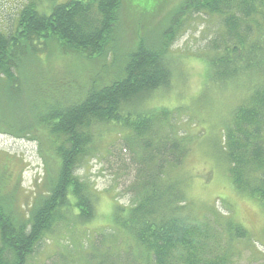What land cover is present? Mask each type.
<instances>
[{"label":"trees","instance_id":"1","mask_svg":"<svg viewBox=\"0 0 264 264\" xmlns=\"http://www.w3.org/2000/svg\"><path fill=\"white\" fill-rule=\"evenodd\" d=\"M122 6L123 0H66L46 13L31 0L11 30L0 29V105L5 86L22 102L23 87L9 85L23 83L26 61L47 63L44 54L53 45L81 63L111 57L106 77L96 73L87 79V70H79L83 81L63 85L73 93L62 103L37 106L35 124L17 131L0 115V126L11 133L42 128L46 135L41 143L59 161L47 192L28 210L0 181V264H30L47 236L87 239L81 226L95 219L99 192L78 169L94 155L97 128L112 123L124 130V145L134 154L129 203L114 202L111 224L92 236L81 264H238L239 243H252L248 228L223 215L214 202L208 206L212 216L198 207L191 194L193 180L185 171L195 138L181 133L174 108L145 106L154 92L172 85L176 62L171 48L186 17L215 19L216 33L206 38L199 54L206 65L204 83L238 91L213 142L216 161L225 166L234 190L264 210V0H186L158 35L138 31L127 47L121 41ZM205 86L198 102L207 93ZM209 171L211 181L221 178ZM219 195L224 205L225 196ZM59 227L69 235L55 233ZM59 261L75 264L64 253Z\"/></svg>","mask_w":264,"mask_h":264},{"label":"rangeland","instance_id":"2","mask_svg":"<svg viewBox=\"0 0 264 264\" xmlns=\"http://www.w3.org/2000/svg\"><path fill=\"white\" fill-rule=\"evenodd\" d=\"M30 1L0 0V29L11 30L21 8ZM34 1L40 10L50 13L52 6L66 0ZM184 1L186 0H123L121 22L124 36L121 41L125 42L127 47L138 31L144 35L152 32L158 35L169 25L170 18ZM216 30L215 19L198 14L186 17L171 48L176 62V76L172 85L169 89L154 92L149 98V105L146 104L145 107L153 105L174 108L173 115H176L175 121L181 133L195 138L185 164L189 171H185L188 178L193 180L191 189L198 207H203V211L212 216L208 206L214 202L223 215H230L245 225L251 233L252 243H239L238 264H260L264 260L261 255V252L264 254V210L258 202L243 197L234 190L228 175H225V166L216 161L218 152L213 142L221 133V126L238 97V91L235 89L219 90L211 83L207 86L204 83L206 65L197 56L205 47L206 38L213 37ZM44 55L49 57L47 63H43L41 59H36L37 62L32 59L26 61L23 83L9 85L12 88L23 87L21 103L19 96L16 98L7 86L3 88L5 100L0 105V115L4 121L10 122L14 130L21 131V127L27 123L35 124L40 113L37 106H42L44 102L48 105L60 104L69 91L71 95L73 91H64L63 85L77 82L80 84L83 80L79 70H87L84 73L87 79H91L96 73L99 76L102 74L103 77L109 73V55L108 61L101 57L81 63V58L60 53L54 45ZM102 83L108 81L103 79ZM204 86L207 93L202 96L203 102H198V96ZM124 133L116 124L100 125L95 134L94 155L87 158L78 169V174L94 182L99 192L95 219L81 226L87 239L80 242L73 238H63L62 235H69V232L66 227H59L55 233L61 234L62 239L55 238L54 235L47 236L42 246L34 253L30 264H57V261L60 264L61 253L71 257L75 264H81L84 254L82 251L88 247L92 236L95 238L96 232L111 224L114 202L117 200L124 204L129 203L128 186L135 175L132 161L134 154L124 145L121 137ZM45 135L46 132L42 128L23 134L11 133L0 126V181L5 187V192L15 196L17 201L11 198L25 210L29 209L39 194L44 195L47 192L49 177H54L58 167L59 161L54 152L41 143ZM211 169L219 172L221 178L211 181ZM215 171L214 178L217 177ZM217 194H220L219 198H223L221 195L225 196L224 205L218 201ZM73 224L74 221L69 227Z\"/></svg>","mask_w":264,"mask_h":264},{"label":"bare ground","instance_id":"3","mask_svg":"<svg viewBox=\"0 0 264 264\" xmlns=\"http://www.w3.org/2000/svg\"><path fill=\"white\" fill-rule=\"evenodd\" d=\"M59 1V0H58ZM238 1V0H237ZM60 5V4H59ZM51 9V8H50ZM190 25V24H189ZM221 29V28H220ZM223 30V29H222ZM226 33V32H225ZM202 34V33H201ZM259 37V36H258ZM226 39V38H225ZM212 45V44H211ZM39 54V53H38ZM174 54V53H173ZM186 54V53H185ZM189 54V53H188ZM189 56V55H188ZM193 56V55H192ZM186 57V56H185ZM195 57V56H194ZM198 58H200L199 56H197ZM203 58V57H202ZM201 58V59H202ZM207 58V57H206ZM180 59V58H179ZM207 60V59H206ZM205 71V70H204ZM257 82V81H256ZM263 83V82H262ZM245 84H246V81H245ZM261 84V83H260ZM257 85V84H256ZM261 86V85H260ZM209 87V86H208ZM258 89V88H257ZM156 93V92H155ZM152 99V98H151ZM249 99V98H248ZM152 101H154V98H153V100ZM243 103V102H242ZM246 104V103H245ZM240 105V104H239ZM254 128V127H253ZM87 131V130H86ZM220 140V139H219ZM164 146V145H163ZM157 150V149H156ZM159 150V149H158ZM223 152V151H222ZM216 154V153H215ZM224 154V153H223ZM177 160V159H176ZM155 161H157V160H155ZM166 165V164H165ZM164 169V168H163ZM172 183V182H171ZM190 190V189H189ZM188 194V193H187ZM192 194V193H191ZM191 197V196H190ZM188 198V200H189V197H186V199ZM170 207V206H169ZM161 225V224H160Z\"/></svg>","mask_w":264,"mask_h":264}]
</instances>
